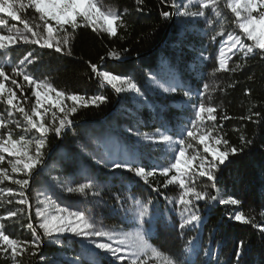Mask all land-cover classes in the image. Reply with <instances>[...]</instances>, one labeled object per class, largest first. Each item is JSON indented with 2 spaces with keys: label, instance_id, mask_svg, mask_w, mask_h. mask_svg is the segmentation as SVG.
<instances>
[{
  "label": "trees",
  "instance_id": "trees-1",
  "mask_svg": "<svg viewBox=\"0 0 264 264\" xmlns=\"http://www.w3.org/2000/svg\"><path fill=\"white\" fill-rule=\"evenodd\" d=\"M101 2L105 8L116 7L123 14V26L118 27V34L114 37L93 32L87 27L74 32L69 28L62 35L71 38V55H67L68 49L57 53L54 49L32 44L14 46L8 54L0 52V65L6 67L10 76L5 84L16 92L30 114L32 105L36 103L31 88L22 77H11V67L16 66L28 52H33L37 61L25 68L37 79L47 80L57 90L67 94L106 97L103 104L79 108L71 117L74 123L93 121L67 130L59 143L54 133L49 134L45 148V158L48 156L46 163L34 177L13 174L7 160L1 164L16 179L31 180V184L25 187L11 181H0V189L4 190L0 193V216L8 211L17 212L16 217L3 221L6 234L20 241L33 239L27 224L32 222L38 225L39 220L33 211L31 220L29 202L20 205L16 201L24 198L19 195L20 192H24L28 201H34L35 191L40 188L60 207L83 211L96 230L118 234L129 231L137 224L131 219L134 213H125L124 209L134 207V200L142 204L150 201V215L145 217L150 223L143 227L149 231L148 243L166 257L180 256L181 261L188 258L196 264L205 261L208 264H236L234 248L240 240H244L247 250L239 258L240 264H264V240L259 230L264 227V57L259 51L247 58L238 52L229 60L228 71L213 73V69L218 67L219 49L227 37H217L215 41L211 38L221 30V26L225 32L234 29L232 21L235 18L225 8L226 0H221L219 5L223 13V19H219V22H215L217 18L209 10L208 15L214 20V26L207 24L202 17L179 16L172 6L173 0H143L140 5L136 4V0ZM175 3L189 4L188 11L198 10L196 0H175ZM164 11L172 12L173 16L164 18ZM21 14L28 17L34 13L29 10ZM0 16L8 18L3 14ZM8 23L21 25L12 20H8ZM7 26L9 29L13 27L11 24ZM235 34H240L238 29H235ZM243 39L245 43H253L245 37ZM109 51L117 52L118 58L108 56ZM202 56H210L211 59L202 60ZM91 64L99 66V71L132 77L141 88L142 95L138 96V100H132L130 93H119L118 98L111 89L98 83ZM153 76L159 82H170L174 78L183 87L175 93H165L155 82H151ZM12 78L22 85L23 91L11 83ZM204 84L209 85V92L200 97L198 93L203 91ZM184 91H191L192 96L184 97ZM202 99L217 110L215 122H206L203 127L214 129V135L227 139L230 146L242 148L243 151L219 176L216 188L210 187L207 178H197L196 187L202 191L207 187L209 196L216 195L217 190L222 191L227 197L239 198L242 204L232 206L211 202L206 205L201 201L198 209L204 217L203 223L188 226L181 232L182 209L169 202L179 198L178 185H166V177L159 171L147 177L145 182L144 178L135 177L127 170H113L104 161L119 162L131 158L138 166L146 167L147 171L167 166L168 146L145 141L142 134L151 135L159 129L179 139L175 133L184 128L185 119L194 118L193 105H198ZM62 103L69 107L72 105L67 100ZM115 104L114 111L100 120ZM46 106L49 111L44 119L51 122L52 111L56 109L51 104ZM0 116L13 122L9 126L15 133L14 139L20 135H26L29 139L38 135L17 129L14 122L20 121L23 127V117L18 112H13L9 117L8 106L3 102H0ZM136 134L141 135L138 137ZM246 140L252 141V144L247 145ZM188 142L195 144L194 141ZM194 153L195 148L190 150L189 155ZM5 156L13 158L7 153ZM88 180H92L94 187L86 195L67 192L68 187H76ZM8 188L13 189V195L7 194ZM153 188L157 191H152ZM234 209L243 211L251 223L229 221L227 217ZM183 219H187V216ZM195 237L198 240L191 247L197 251L190 255L184 253L185 245ZM97 239L106 241V238ZM86 241L72 233L59 236V241L55 243L44 238L34 256L30 249L18 259L21 264H43L40 259L43 255L57 264H71L73 258L81 255L82 245ZM64 256L69 260L62 259ZM132 259L135 257H130L127 264H131ZM0 264L11 262L0 256ZM152 264H155L154 261Z\"/></svg>",
  "mask_w": 264,
  "mask_h": 264
},
{
  "label": "snow or ice",
  "instance_id": "snow-or-ice-1",
  "mask_svg": "<svg viewBox=\"0 0 264 264\" xmlns=\"http://www.w3.org/2000/svg\"><path fill=\"white\" fill-rule=\"evenodd\" d=\"M143 0H136L140 5ZM221 0H196L197 11H188L189 4L177 5L173 0L172 6L176 13L181 17H202L209 25L214 26V20L209 18V10L217 18L223 19V13L219 7ZM225 8L234 15L232 24L233 31L225 32L224 27L216 33L211 39L226 35L227 39L223 41L219 49L218 67L213 69V73L228 71V63L232 56L238 52L245 58L257 51L264 57V0H226ZM31 10L39 23H31L28 19H22L20 13ZM127 12V9L124 10ZM0 14H3L12 21H17L22 28H15L13 32L9 29L5 19L0 18V52L10 53L17 45H38L40 48L54 49L57 53L68 49L67 55H71V43L67 33L70 28L73 32L81 27L91 28L93 32L105 33L108 36H116L118 27L123 26V14L116 7L105 8L101 0H0ZM164 18L173 16L172 12H162ZM7 29V34H5ZM235 29L239 30V35L235 34ZM30 34V35H29ZM243 37L253 43H245ZM108 56L117 57L119 54L115 51H109ZM102 59H104L102 57ZM202 60L211 59L210 56H202ZM37 58L33 52H28L17 63L11 67V77H22L31 88L32 95L36 103L31 107V114L23 106L12 88L7 87L5 81L10 79L4 65H0V102L8 106V116L13 112H18L23 117V127L20 121H15L17 129L24 133H35L31 139L26 135H20L14 139V131L9 126L12 121H6L0 116V163L5 161L4 153L14 159L8 160V165L13 174H23L27 177H34L45 165V148L50 133L57 137H63L66 131L73 127L74 122L71 117L78 112L79 108H87L90 105L99 106L103 104L106 97L96 95L85 97L79 94H67L64 91L57 90L47 80L37 79L31 72L26 71L25 66L35 64ZM239 67V65H237ZM91 69L96 73L97 78L105 83V86H111L116 93H134L137 96L142 95L141 88L133 78L125 75H117L111 71H99L96 64H91ZM235 71V69H232ZM163 92H177L183 87L174 78L169 81L159 82L155 76L152 81ZM11 83L17 88L22 85L12 78ZM41 89H44L42 92ZM209 92V85H203V91L198 95L204 97ZM55 93V98L51 95ZM184 97H191V91H184ZM27 100V97H25ZM63 100L71 101L72 105L66 106ZM51 103L56 110L52 111L53 119L47 122L44 117L49 111L46 105ZM43 109V111H41ZM194 118H192L184 128L175 133L179 139H174L172 135H166L157 129L151 135L143 133L142 139L154 144L167 145V166L153 168L147 171L146 167L138 166L134 159H125L119 162L115 160L104 161L105 165H110L113 170H127L134 173L135 177L144 178L156 175L157 171L166 177V185H178L180 192L179 198L169 202L179 205L182 209L180 216L182 222L179 224L181 232L188 226L201 225L204 217L199 214V202L204 201L206 205L211 202H218L220 205L240 206L242 201L234 196L222 198L219 190L216 195L209 196L207 187L205 190H199L196 187L197 178H207L211 188H216L219 182V176L223 175L225 170L233 164L235 156L242 152V148L230 146L227 139L214 135V129L204 128L206 122H215L216 108L211 104H206L202 99L198 105H193ZM59 113V115L57 114ZM254 115H260L255 113ZM252 117H248L251 119ZM6 131H3L5 130ZM195 129V130H194ZM131 131V129H129ZM140 137L141 134H136ZM244 140V137H241ZM188 141H194L195 144ZM247 145L252 141L246 140ZM195 148V153L189 155L190 150ZM202 148V151H201ZM34 149V152H33ZM231 157V158H230ZM95 159V157H93ZM98 163L100 161H97ZM0 181H11L13 184L25 187L29 185V179H14L9 175L8 170L0 167ZM94 187L92 180L80 183L76 187H68V193H80L86 195ZM152 191H157L153 188ZM4 192L0 189V193ZM8 195H13V189H7ZM19 195L24 197L17 204H28V199L24 192ZM12 203L11 200L8 201ZM44 207H37L35 216L39 220L38 225L32 222L27 224L31 231L32 240L20 241L13 239L6 234L4 220L17 216L16 211H8L6 215L0 216V256L6 257L12 261V264H21L19 257L28 253L34 256L36 250L40 248L44 238L52 240L54 243L59 241V236L65 233H72L75 236L83 237L88 241L82 245V253L71 260V264H127L130 257L131 264H152L154 259H159L162 253L156 247L148 243L149 231L145 230L143 225L150 223L145 217L150 215L149 203H141L134 200V207L124 209L125 213L133 212L131 217L133 221H138V226L134 233H115L104 230H96L94 224L85 215L83 211H72L69 207H60L52 201L42 202ZM187 216V219H183ZM229 221L240 223H251L243 211H233L227 217ZM255 226V225H254ZM261 239L264 240V227L260 229ZM41 231L43 236L41 235ZM106 238V241L103 239ZM198 237L193 238L185 245L184 253L191 254L197 250L194 245ZM246 242L239 241V245L234 248L237 257L236 264H240L239 258L246 252ZM198 254V253H197ZM43 264H57L55 260L49 261L46 257H40ZM166 264H196L185 258L181 261L180 256H169L166 258ZM203 264H208L207 261Z\"/></svg>",
  "mask_w": 264,
  "mask_h": 264
},
{
  "label": "rangeland",
  "instance_id": "rangeland-1",
  "mask_svg": "<svg viewBox=\"0 0 264 264\" xmlns=\"http://www.w3.org/2000/svg\"><path fill=\"white\" fill-rule=\"evenodd\" d=\"M20 15H21V17H22V19H28L31 23H33V24H35V23H39V20L35 17V15L34 14H31V15H29L28 17H25L24 15H22L21 13H20ZM0 18H3V19H5L6 20V22H7V24H11L13 27H10V29H12V31L14 32L15 31V28H22L23 26L22 25H18V24H15V23H8V20H11V18H5V17H3V16H0ZM13 22V21H12ZM7 34V33H6ZM30 35V34H29ZM246 38V37H245ZM227 39V38H226ZM225 39V40H226ZM247 39V38H246ZM223 43V42H222ZM221 46H222V44H221ZM41 91L43 92L44 91V89H41ZM131 94V98H132V100H138L139 99V97L136 95V94H134V93H130ZM52 96H53V98H55V93H52L51 94ZM49 104H51V103H49ZM192 118H187V119H185V121L183 122V126L185 127L187 124H189V122H190V120H191ZM195 130V129H194ZM5 154L6 153H4L3 155L5 156ZM11 159H14V158H11ZM8 161L9 159L5 156V161ZM3 163V162H2ZM2 163H0V167H1V164ZM11 172V171H10ZM9 172V175H11V176H13V178L14 179H16V176H14V175H12L11 173ZM220 192V194H221V196H222V198H227V196L226 195H224L223 194V192L222 191H219ZM34 201H32V199H30L28 202H29V204H31V211H33V214L35 215V210H36V208L37 207H44V204L42 203L43 201H45V200H49V201H52L49 197H48V195L44 192V190L43 189H40V188H38V189H36V191H35V195H34ZM53 202V201H52ZM233 211H238L237 209H234ZM137 226H138V221H137V224L134 226V227H132L129 231H126V232H121V233H134L135 232V230H136V228H137ZM71 233H65V234H61L60 236H67V235H70ZM88 243V241H86L85 242V244H87ZM166 256H164L163 254L160 256V258L159 259H154L153 261H154V263L155 264H166ZM62 259H64V260H69L67 257H62ZM10 262H11V264H12V261L10 260Z\"/></svg>",
  "mask_w": 264,
  "mask_h": 264
},
{
  "label": "water",
  "instance_id": "water-1",
  "mask_svg": "<svg viewBox=\"0 0 264 264\" xmlns=\"http://www.w3.org/2000/svg\"><path fill=\"white\" fill-rule=\"evenodd\" d=\"M165 35H166V33H165ZM165 35H164V37H165ZM164 39V38H163ZM137 57H135V58H132V59H136ZM98 69H99V66H98ZM96 80L98 81V83H100V84H102V85H104L105 86V83L106 82H103L101 79H98L97 78V75H96ZM106 87H108L109 89H111L117 96H118V98L120 97V94H118V93H116L112 88H111V86H106ZM115 107H116V104L112 107V109L105 115V116H103L100 120H102V119H104V117H106L107 115H109L112 111H114V109H115ZM89 121H93V120H83V121H78V122H76V123H74V125H73V127H75L76 125H80V124H82V123H85V122H89ZM73 127H71V128H69V129H72ZM68 129V130H69ZM60 139H61V137H58V143L60 142ZM57 143V144H58ZM52 152V151H51ZM48 157V156H47ZM47 157L45 158V159H47ZM42 170V169H41ZM40 170V171H41ZM39 171V172H40ZM31 184V180H29V185ZM30 218H31V220L33 219V217H32V211H31V205H30Z\"/></svg>",
  "mask_w": 264,
  "mask_h": 264
}]
</instances>
